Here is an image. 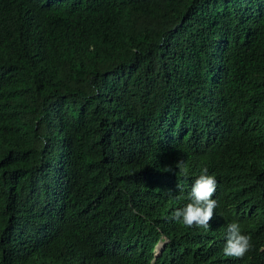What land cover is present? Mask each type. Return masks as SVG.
<instances>
[{
  "label": "trees",
  "instance_id": "obj_1",
  "mask_svg": "<svg viewBox=\"0 0 264 264\" xmlns=\"http://www.w3.org/2000/svg\"><path fill=\"white\" fill-rule=\"evenodd\" d=\"M0 264H264V0H0Z\"/></svg>",
  "mask_w": 264,
  "mask_h": 264
},
{
  "label": "clouds",
  "instance_id": "obj_2",
  "mask_svg": "<svg viewBox=\"0 0 264 264\" xmlns=\"http://www.w3.org/2000/svg\"><path fill=\"white\" fill-rule=\"evenodd\" d=\"M176 168L185 175L187 174L182 160L176 163ZM168 171H172V169L168 168ZM207 173L208 169L204 168L202 174L193 182L190 202L173 213L172 218L181 222L185 227L205 229L210 227V221L213 219L215 209L218 206L217 201L213 199L217 181L213 175ZM251 249V237L243 233L240 223L237 221L229 223L227 225L226 243L222 249L223 254L229 260H235L245 257Z\"/></svg>",
  "mask_w": 264,
  "mask_h": 264
},
{
  "label": "water",
  "instance_id": "obj_3",
  "mask_svg": "<svg viewBox=\"0 0 264 264\" xmlns=\"http://www.w3.org/2000/svg\"><path fill=\"white\" fill-rule=\"evenodd\" d=\"M160 242H161V243H160V247H159V249H158L157 251L155 250V252H154L155 255H157V254L160 252V249H161V247H162L164 241H160ZM157 244H158V243H157ZM157 244L155 245V249H156Z\"/></svg>",
  "mask_w": 264,
  "mask_h": 264
},
{
  "label": "bare ground",
  "instance_id": "obj_4",
  "mask_svg": "<svg viewBox=\"0 0 264 264\" xmlns=\"http://www.w3.org/2000/svg\"><path fill=\"white\" fill-rule=\"evenodd\" d=\"M159 247H160V244L158 243V245L156 246V249L158 250V249H159ZM156 249H155V250H156Z\"/></svg>",
  "mask_w": 264,
  "mask_h": 264
},
{
  "label": "rangeland",
  "instance_id": "obj_5",
  "mask_svg": "<svg viewBox=\"0 0 264 264\" xmlns=\"http://www.w3.org/2000/svg\"><path fill=\"white\" fill-rule=\"evenodd\" d=\"M160 244V243H159ZM158 245V244H157ZM156 251H157V249H156Z\"/></svg>",
  "mask_w": 264,
  "mask_h": 264
}]
</instances>
